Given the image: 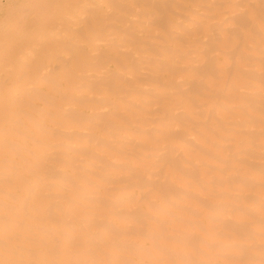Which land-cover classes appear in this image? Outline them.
<instances>
[{
	"label": "bare ground",
	"instance_id": "bare-ground-1",
	"mask_svg": "<svg viewBox=\"0 0 264 264\" xmlns=\"http://www.w3.org/2000/svg\"><path fill=\"white\" fill-rule=\"evenodd\" d=\"M0 264H264V0H0Z\"/></svg>",
	"mask_w": 264,
	"mask_h": 264
}]
</instances>
